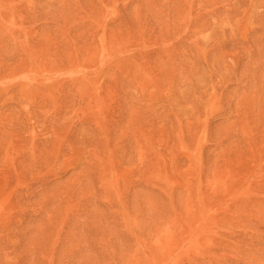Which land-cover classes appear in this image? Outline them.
<instances>
[{
	"label": "rangeland",
	"instance_id": "374dc122",
	"mask_svg": "<svg viewBox=\"0 0 264 264\" xmlns=\"http://www.w3.org/2000/svg\"><path fill=\"white\" fill-rule=\"evenodd\" d=\"M262 256L264 0H0V264Z\"/></svg>",
	"mask_w": 264,
	"mask_h": 264
},
{
	"label": "bare ground",
	"instance_id": "6f19581e",
	"mask_svg": "<svg viewBox=\"0 0 264 264\" xmlns=\"http://www.w3.org/2000/svg\"><path fill=\"white\" fill-rule=\"evenodd\" d=\"M262 250H263V249H262ZM260 252H261V251H260ZM262 252H263V251H262ZM262 257H263V256H262ZM260 258H261V257H260ZM263 258H264V257H263ZM256 259H257V258H256ZM257 260H258V259H257ZM262 260H264V259H262ZM262 260H261V261L259 260V261H257V262H260V264H261V263H263ZM255 263H256V260H255ZM255 263H254V264H255ZM257 264H258V263H257Z\"/></svg>",
	"mask_w": 264,
	"mask_h": 264
}]
</instances>
